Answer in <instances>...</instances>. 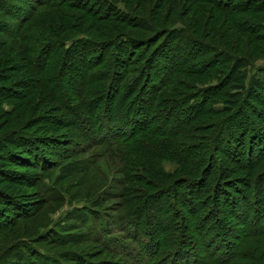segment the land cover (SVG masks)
I'll list each match as a JSON object with an SVG mask.
<instances>
[{
    "label": "rangeland",
    "instance_id": "rangeland-1",
    "mask_svg": "<svg viewBox=\"0 0 264 264\" xmlns=\"http://www.w3.org/2000/svg\"><path fill=\"white\" fill-rule=\"evenodd\" d=\"M9 1L20 4L24 11L29 10L20 0ZM192 1L185 0L184 5L182 0H164L159 8L160 22L166 19L167 28L177 21L190 28L195 23L198 36L209 34L208 41L228 49L233 56L217 50L218 64L201 74L183 77L192 87L215 88L209 92L205 105L203 101L201 105L203 110L212 107L218 113L207 114L209 110L203 115L188 113L191 118L188 136H191L190 143L196 144L191 151L193 157L186 156L187 162L179 164L170 157L160 156L163 175L152 181L144 183L145 175L140 173L146 158L130 157L137 138L153 141L156 135L152 134L158 126L144 118L141 106L145 103L137 102L139 114L133 109L125 111L137 97V85V91L131 93L121 111L114 113L112 128L104 131L109 134L117 126V134L105 135L102 143L101 138L93 140L92 133L88 137L89 130L99 128L101 119L91 116L82 125L64 126L61 119L68 122L75 117L69 111H62L56 102L46 106L52 99L42 92L31 95L29 109L32 111L27 110L14 122L23 109L15 110L18 100L4 99L5 93L0 91V136L26 130L34 137L48 139L43 151L45 159L31 160L32 164L27 167L8 161L9 157H3L0 150V264H256L253 249L258 256L256 251L264 245V91L256 95L258 104L250 103L245 91L238 92L240 89L234 87L231 73L234 58H241L244 88L247 89L250 81H261L264 12L241 11L243 0H220L221 4L229 1L231 6L240 4L235 5L238 11L232 18L244 23L239 26L247 30L241 31L229 13L217 12L209 3L203 2L202 6ZM248 8L253 12L257 4ZM6 14L0 10V19L17 27L16 19ZM166 27L160 28L163 37ZM249 32L254 34L253 38ZM163 37L160 36L154 48L148 46V49L163 50ZM175 46L173 41L167 52ZM178 46L170 60L161 55L166 50L155 55L149 77L154 78L153 71L158 64L162 69L166 65L170 72L178 62L176 57L183 52L184 47ZM13 49L7 45L3 55L15 52L16 48ZM10 70L0 73V78L4 76L0 90L25 82L22 74L11 75ZM79 72L74 70L68 74L78 82ZM127 79L133 81L130 75ZM71 87H76V83ZM23 88L13 92H22ZM181 89L190 90L185 86ZM73 95L68 97L74 105ZM159 95L160 107L164 108L166 91L163 89ZM193 99L189 97L188 101ZM192 104L198 106L199 101ZM5 111L9 114H4ZM164 112L166 109L159 114L163 116ZM170 118L177 121L174 114ZM217 119L223 120L214 131L209 123ZM106 122L110 119L103 122L104 126ZM144 126L147 131L140 132ZM193 159H199L195 168L188 166ZM204 160L206 164H202ZM133 164L137 165L136 169L130 168ZM203 184L209 189L206 192L201 191Z\"/></svg>",
    "mask_w": 264,
    "mask_h": 264
},
{
    "label": "trees",
    "instance_id": "trees-1",
    "mask_svg": "<svg viewBox=\"0 0 264 264\" xmlns=\"http://www.w3.org/2000/svg\"><path fill=\"white\" fill-rule=\"evenodd\" d=\"M20 1L28 5L29 10L24 11L23 6L9 0H0V10L6 11V15H11L18 23L16 27L0 19V73L13 67L10 70L13 72L10 74L20 73L25 80L24 83L14 85L15 88L2 87L0 90L5 93L4 99L13 98L18 100L14 107L15 110L18 109L20 111L23 109L13 119V121L15 120L14 122H16V119L22 118L27 110L29 112L32 111L29 109L31 95L42 92L52 99L46 102V106L51 102H56V105H59L62 111H69L75 117V120L69 119L68 122L67 120L65 122V119H61L60 123L64 124V126L66 124L82 125L84 122H89L86 119L91 116L101 119L100 123L102 125L100 124L97 129L92 128V130H89L88 137L92 133L93 140L101 138L100 143H102L105 141V135L112 136L117 134V128H119L117 126H113L115 129L113 132L109 131V134H106L107 132L104 133V131L112 128L113 122L111 120L114 113L121 111V106L123 107L127 100L130 99L131 93L137 91L136 87L138 86L137 97L135 95V98L129 102V106L125 111L131 112L129 110L133 109V112L138 111L139 114L140 106L138 103H145V106L144 104L141 106V110L144 109L145 112L143 114L144 118L146 121L150 120L158 125L155 126L157 130L154 128V134H152L156 135L154 136L156 138L148 142L144 141L142 137L137 138V142H134L132 156H130L136 157L134 160L146 158V161H144L145 166L143 165L140 169V173L145 175L142 178L144 183L147 180L152 181L158 175H163V170L160 168V156L170 157L179 164H183V161L187 162V160H184L186 156L188 159H190V156L193 157L191 151L196 144L190 143L191 136H188L190 129L188 121L191 119L188 113L203 115L205 110H209L207 114L218 112L212 107L203 110L201 105L202 101L203 105H205L206 99L210 95L209 92L215 88L198 89L196 86L192 87L190 82H184L183 77L191 74H201L213 65L218 64V58H216L217 50H221L222 53L227 54L229 57L233 56L231 51L208 41L209 34L204 36V34L199 33L198 36L194 29L195 23L192 26L190 24L192 29L189 25L183 24L184 22L178 21L167 28V25H165L167 23L166 19L160 22L162 18L160 17L159 8L164 3V0H155L153 4L154 0ZM219 1L193 0L192 2L199 5L203 2L209 3L212 7L217 8V12L222 10L224 13H229L236 27H240L241 31L247 30L245 27H241L244 23L239 19V21H236L232 18V14H236L238 11L235 5L240 4L236 3L231 6V1L224 4ZM261 2V0H243L242 3L245 4H241V6L245 10L241 11L248 13L264 12V3ZM182 3L185 5V0H182ZM251 4H257V9L253 12L248 10L250 9L248 5ZM37 9H40V11L35 13ZM62 9H67L68 11ZM51 14L53 15L51 16ZM32 18H34V21H32L33 23L30 27L29 23ZM161 27H166L165 38L160 34ZM248 35H251L250 32ZM253 35H251L252 38L254 37ZM160 36L164 39L162 40V47H164V51L166 50L165 55L162 53V48H158V52L148 49V46L154 48L157 45ZM173 41H176V46L174 48L171 47L167 52ZM7 45L14 47V49L16 48L15 52L10 54L7 52L3 55L2 50ZM178 45L184 48L182 54L176 57L178 62L171 68V73L167 72L168 68L166 65H163L166 68L165 70L158 64L159 67H156L153 71L154 78L149 77V74L152 73V66L156 62L155 60L153 63L155 55L162 53L163 57L170 60V57L176 52L175 49L179 48ZM56 51L60 52L57 54L55 53ZM209 54L212 56H209ZM228 56H226V60L229 59ZM240 59L234 58L233 60L232 67L234 71L231 74L234 79V87L240 89L238 92L245 91L244 95L248 96L250 103L258 104L256 95L264 91V70L261 72V81L256 83L250 81L249 86L245 89L243 86L244 73L241 72L244 63ZM213 60L217 63L213 62ZM11 61L15 62L13 63L15 65L10 66ZM223 61L225 60L221 62ZM74 70H80L78 82L73 81V75L68 74ZM130 71L132 72L130 73ZM129 75L134 83L128 81L127 77ZM1 79H4V76ZM127 81L130 83L129 86ZM75 83L76 87H71ZM184 86L190 90L185 92L181 89ZM18 87H24V90L22 92H13ZM163 89L166 91L164 100H166L167 104L164 108H161L159 93ZM191 90L195 92H191ZM71 93L74 94V105L72 104L73 101L68 97V94ZM146 94L148 95L147 98H145ZM148 97L150 98L148 99ZM189 97H194L191 100L192 102L188 101ZM197 100L199 104L194 107L192 103ZM183 105L184 107L179 109ZM165 109L166 112L161 116L159 113L165 111ZM157 113L159 114L158 119L155 117ZM4 114H9V112L5 111ZM173 114L177 117V121H173V118H170ZM121 117L123 116L121 115ZM30 119H27L28 123H30ZM109 119L110 122H106L104 126L103 122L109 121ZM222 120L217 119L209 124L213 125L212 129L214 128L215 131V129L220 128L218 125L222 124ZM199 127H202V125ZM212 129L210 133L213 132ZM25 131H23L24 133L11 131L4 137L0 136V150L4 153L3 157H9L8 161H14L15 164L22 167L32 164L31 160L35 162L42 157L44 160L45 152L43 151H45L44 147H46V141H48L47 138L40 139ZM146 131V127L140 130V132ZM167 132L170 133V136H167ZM138 133L139 131L136 132V134ZM9 145H14L18 148L12 149ZM144 148L147 150L144 151ZM198 160H194L193 163L188 162V166L195 168ZM202 164H206V161L204 160ZM136 167V164L130 166L132 169H136ZM184 170L186 171L187 169ZM204 185L201 189L202 192L209 190H206ZM7 198L8 201L11 200L10 197ZM1 232L2 230L0 234ZM262 237L264 238V235ZM7 249L5 248L4 251H7ZM254 252L253 249L252 258L253 256L255 257L253 260L256 264H264V245L260 251H256L259 252L258 256ZM247 259H249L248 256ZM227 263L230 264L229 262Z\"/></svg>",
    "mask_w": 264,
    "mask_h": 264
}]
</instances>
